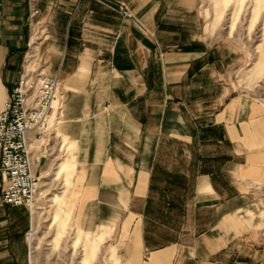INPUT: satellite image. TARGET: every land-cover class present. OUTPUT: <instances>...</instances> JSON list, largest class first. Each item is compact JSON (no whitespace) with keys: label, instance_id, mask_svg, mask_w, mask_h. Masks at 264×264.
Returning a JSON list of instances; mask_svg holds the SVG:
<instances>
[{"label":"crops","instance_id":"0c3cea01","mask_svg":"<svg viewBox=\"0 0 264 264\" xmlns=\"http://www.w3.org/2000/svg\"><path fill=\"white\" fill-rule=\"evenodd\" d=\"M122 1L134 18L96 0H0V109L24 71L59 78L62 202L72 186L79 217L104 240L122 221L124 264H247L260 234L264 104L229 85L236 51L212 42L199 0ZM169 144H183L187 162H163Z\"/></svg>","mask_w":264,"mask_h":264},{"label":"rangeland","instance_id":"374dc122","mask_svg":"<svg viewBox=\"0 0 264 264\" xmlns=\"http://www.w3.org/2000/svg\"><path fill=\"white\" fill-rule=\"evenodd\" d=\"M198 7L214 33L212 42L226 41L236 51V59L229 69V85L263 105L264 0H199ZM54 131L45 139L37 140V147L42 142L47 153L41 170L42 183L33 206L0 207V228H3L0 243L6 245L7 253L2 258L3 264H83L90 244L94 248L90 264H124L128 255L124 252L123 237H120L122 221L110 237L104 240L103 234L100 238L97 231L102 225L88 220L83 222L79 217L70 197L72 186L66 197L67 203L62 202L59 210L60 199L67 191L63 176L66 166L58 164L64 153L59 150V142L51 139ZM165 147L168 151L163 162H187L182 154L183 144L174 146V152L171 144ZM208 147L207 153L215 152L211 145ZM261 184L259 193L263 202L256 212L260 216V234L243 254L247 264H264V182ZM185 223L186 220L178 216L173 227L181 231ZM84 230L94 233L87 234ZM166 234L165 239L172 236Z\"/></svg>","mask_w":264,"mask_h":264},{"label":"built area","instance_id":"2783aa9c","mask_svg":"<svg viewBox=\"0 0 264 264\" xmlns=\"http://www.w3.org/2000/svg\"><path fill=\"white\" fill-rule=\"evenodd\" d=\"M32 1V0H31ZM134 18L122 0H96ZM39 13L34 9L33 14ZM0 109V207L33 206L42 173L33 170L31 136L43 140L61 121L58 77L24 71Z\"/></svg>","mask_w":264,"mask_h":264},{"label":"bare ground","instance_id":"6f19581e","mask_svg":"<svg viewBox=\"0 0 264 264\" xmlns=\"http://www.w3.org/2000/svg\"><path fill=\"white\" fill-rule=\"evenodd\" d=\"M62 201H63V198L60 199V202H59V210H61L60 207H61ZM100 238H103V235H101ZM87 250H88L87 251L88 256H87V259L84 260L83 264H90L91 263V259H92L93 254H94V248H93V246H91V244L89 246H87Z\"/></svg>","mask_w":264,"mask_h":264}]
</instances>
